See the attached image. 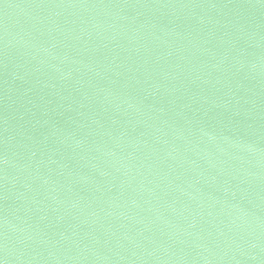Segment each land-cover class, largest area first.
I'll return each mask as SVG.
<instances>
[{"label":"water","instance_id":"95a60500","mask_svg":"<svg viewBox=\"0 0 264 264\" xmlns=\"http://www.w3.org/2000/svg\"><path fill=\"white\" fill-rule=\"evenodd\" d=\"M0 264H264V0H0Z\"/></svg>","mask_w":264,"mask_h":264}]
</instances>
